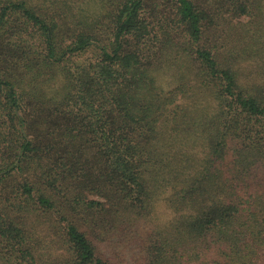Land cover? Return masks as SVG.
I'll return each mask as SVG.
<instances>
[{
	"label": "trees",
	"instance_id": "1",
	"mask_svg": "<svg viewBox=\"0 0 264 264\" xmlns=\"http://www.w3.org/2000/svg\"><path fill=\"white\" fill-rule=\"evenodd\" d=\"M0 264H264V0H0Z\"/></svg>",
	"mask_w": 264,
	"mask_h": 264
}]
</instances>
